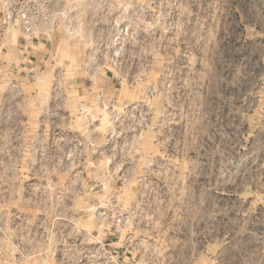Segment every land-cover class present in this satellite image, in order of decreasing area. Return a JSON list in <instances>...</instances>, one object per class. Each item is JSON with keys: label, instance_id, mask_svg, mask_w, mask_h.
Here are the masks:
<instances>
[{"label": "rangeland", "instance_id": "374dc122", "mask_svg": "<svg viewBox=\"0 0 264 264\" xmlns=\"http://www.w3.org/2000/svg\"><path fill=\"white\" fill-rule=\"evenodd\" d=\"M3 15L0 264H264V0Z\"/></svg>", "mask_w": 264, "mask_h": 264}, {"label": "built area", "instance_id": "2783aa9c", "mask_svg": "<svg viewBox=\"0 0 264 264\" xmlns=\"http://www.w3.org/2000/svg\"><path fill=\"white\" fill-rule=\"evenodd\" d=\"M1 2L4 7L1 32L17 31L23 41L56 39L58 28L63 26L69 30L73 26L74 0H1ZM116 221L120 223L122 218ZM102 250H105V247H102ZM96 264L120 263L118 257L107 256L98 260Z\"/></svg>", "mask_w": 264, "mask_h": 264}, {"label": "crops", "instance_id": "0c3cea01", "mask_svg": "<svg viewBox=\"0 0 264 264\" xmlns=\"http://www.w3.org/2000/svg\"><path fill=\"white\" fill-rule=\"evenodd\" d=\"M32 53V51H30ZM28 51H26V48L23 47L20 45L18 46V49H17V53L20 54V53H30ZM118 261L120 264H145L143 262H141V260L139 258H133V257H124V256H119L118 257Z\"/></svg>", "mask_w": 264, "mask_h": 264}]
</instances>
